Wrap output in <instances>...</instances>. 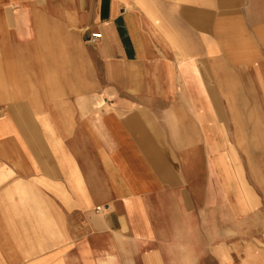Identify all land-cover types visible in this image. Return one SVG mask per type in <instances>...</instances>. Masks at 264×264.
I'll return each mask as SVG.
<instances>
[{"label":"crops","instance_id":"obj_1","mask_svg":"<svg viewBox=\"0 0 264 264\" xmlns=\"http://www.w3.org/2000/svg\"><path fill=\"white\" fill-rule=\"evenodd\" d=\"M0 264H264V0H0Z\"/></svg>","mask_w":264,"mask_h":264},{"label":"built area","instance_id":"obj_2","mask_svg":"<svg viewBox=\"0 0 264 264\" xmlns=\"http://www.w3.org/2000/svg\"><path fill=\"white\" fill-rule=\"evenodd\" d=\"M100 37H101V35H100L99 33H92V34L89 36L88 41H89V42H94V41L98 40Z\"/></svg>","mask_w":264,"mask_h":264},{"label":"bare ground","instance_id":"obj_3","mask_svg":"<svg viewBox=\"0 0 264 264\" xmlns=\"http://www.w3.org/2000/svg\"><path fill=\"white\" fill-rule=\"evenodd\" d=\"M179 5V4H178ZM186 8V5H184V4H181V5H179L178 6V10L180 11V10H183V9H185ZM176 10V9H175ZM178 12V11H177Z\"/></svg>","mask_w":264,"mask_h":264}]
</instances>
